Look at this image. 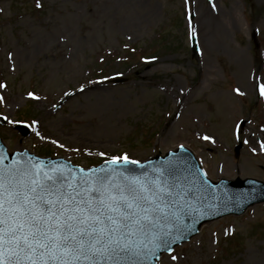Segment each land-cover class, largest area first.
I'll use <instances>...</instances> for the list:
<instances>
[{
	"label": "rangeland",
	"instance_id": "374dc122",
	"mask_svg": "<svg viewBox=\"0 0 264 264\" xmlns=\"http://www.w3.org/2000/svg\"><path fill=\"white\" fill-rule=\"evenodd\" d=\"M0 84L9 152L89 168L185 146L214 182H264V0H0ZM160 264H264V204Z\"/></svg>",
	"mask_w": 264,
	"mask_h": 264
},
{
	"label": "snow or ice",
	"instance_id": "6c2138e0",
	"mask_svg": "<svg viewBox=\"0 0 264 264\" xmlns=\"http://www.w3.org/2000/svg\"><path fill=\"white\" fill-rule=\"evenodd\" d=\"M121 161L138 163L114 156L102 175L78 179L32 160L0 167V264H140L175 242L165 237L179 221L181 193L163 173L125 176Z\"/></svg>",
	"mask_w": 264,
	"mask_h": 264
},
{
	"label": "water",
	"instance_id": "95a60500",
	"mask_svg": "<svg viewBox=\"0 0 264 264\" xmlns=\"http://www.w3.org/2000/svg\"><path fill=\"white\" fill-rule=\"evenodd\" d=\"M193 44L195 47V39H193ZM116 81L120 82L122 80ZM241 147L240 145L236 149L237 156H239ZM28 160L37 163L45 171H52L53 173L56 171L64 172L76 179L81 176L94 177L95 175H102L100 170L102 168L106 170L109 168V163H106L98 168L83 170L82 172V169L74 167L62 159H41L27 152L8 154L0 141V167H12L14 164L24 163ZM115 167H117L118 172H123L125 176L140 179L146 177L155 179L163 173L162 179H166L169 184L175 185L176 190L181 193L177 197L179 207L176 209L179 221L171 229L172 236L165 237L169 241L175 238V242L170 243L168 247L157 249L155 255L149 254L144 256L140 264H157L163 253L172 252L176 246L190 241L192 237L200 232L203 225L209 224L226 215H242L248 208L256 204L264 203V197L255 198L254 191H251L244 195L243 205L240 209L218 207L217 201L214 200L213 196L207 190L208 184L211 183L205 178L193 154L183 147L177 151L169 152L165 157H162L161 153L158 152L154 158L142 164L120 163ZM258 184L264 187L263 183Z\"/></svg>",
	"mask_w": 264,
	"mask_h": 264
},
{
	"label": "bare ground",
	"instance_id": "6f19581e",
	"mask_svg": "<svg viewBox=\"0 0 264 264\" xmlns=\"http://www.w3.org/2000/svg\"><path fill=\"white\" fill-rule=\"evenodd\" d=\"M61 39V41H63V42H68V40H67V38H63V37H61L60 38ZM72 55V53L69 51L68 53H67V57H69V56H71ZM261 142H264V132H263V134H262V136H261ZM261 149V148H260ZM264 152V151H263ZM230 173V172H229Z\"/></svg>",
	"mask_w": 264,
	"mask_h": 264
}]
</instances>
